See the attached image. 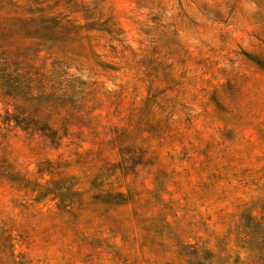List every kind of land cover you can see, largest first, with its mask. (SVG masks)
Returning <instances> with one entry per match:
<instances>
[{
  "label": "rangeland",
  "instance_id": "1",
  "mask_svg": "<svg viewBox=\"0 0 264 264\" xmlns=\"http://www.w3.org/2000/svg\"><path fill=\"white\" fill-rule=\"evenodd\" d=\"M0 264H264V0H0Z\"/></svg>",
  "mask_w": 264,
  "mask_h": 264
}]
</instances>
